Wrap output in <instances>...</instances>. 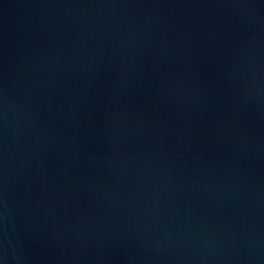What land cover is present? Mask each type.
I'll list each match as a JSON object with an SVG mask.
<instances>
[{
    "label": "water",
    "instance_id": "obj_1",
    "mask_svg": "<svg viewBox=\"0 0 264 264\" xmlns=\"http://www.w3.org/2000/svg\"><path fill=\"white\" fill-rule=\"evenodd\" d=\"M0 264H264V0H0Z\"/></svg>",
    "mask_w": 264,
    "mask_h": 264
}]
</instances>
